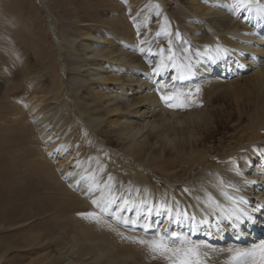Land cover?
Returning <instances> with one entry per match:
<instances>
[{
	"label": "bare ground",
	"instance_id": "1",
	"mask_svg": "<svg viewBox=\"0 0 264 264\" xmlns=\"http://www.w3.org/2000/svg\"><path fill=\"white\" fill-rule=\"evenodd\" d=\"M189 3L190 8L187 7L189 12L191 15L194 14L195 20H200L199 24H203L208 29V34L206 32L207 36L202 41L197 37L199 32L196 33L195 30L197 38H193L192 41L200 54L195 57V63L192 62L193 60L188 62L186 60L184 67L181 65L183 68L180 71L177 67L160 73L150 72L153 71L149 70L153 65L149 53L142 54L139 51V47L142 48L140 45L137 46L139 51L137 55L142 58L134 54L137 50L135 48L128 53L125 48L128 41L119 38L121 37L119 35H117L119 39L114 41L105 35L94 33L85 34V37L78 42L77 36L75 38L66 36L63 40L69 44L66 52L70 56L71 64L75 66L73 73H68L64 79L75 92L74 104L80 113L79 118L76 119L77 123H83V126H87L85 128L92 131L95 152L103 156L109 152L114 156L129 157L128 159H131L138 168L148 161L154 164L156 160H160L163 163L159 164L158 168L164 171V176L174 183L179 184L180 181L188 183L189 187L195 189L192 196L188 195L182 200L180 196L171 194L166 203L160 197L165 203L160 206L157 193L155 203L161 209L157 210L156 214L153 213L152 222L147 217L138 220L141 215L134 208L133 217L129 212L130 216L128 213L125 214L126 219L132 218L131 221L126 223L121 220L126 228L118 227L119 230L116 231L115 224L109 221L107 212L109 210L110 213L112 211L119 215L121 212H118L119 208L118 211L115 209L118 205L107 202L102 187L99 182H95L99 180H94L92 173H89L93 161L90 155H85L84 151L79 156L80 159L75 160L73 169L64 165V162L72 156L70 144L75 139L74 136L72 137V125L70 128V122L68 123L67 120L59 124L60 122H57L59 115L54 107L50 104L41 105L43 99L35 98L27 105L30 110L35 107L33 113L31 111L32 118L26 121L29 127L25 124L23 127L30 135L33 134L29 139V134L24 135L26 141L31 142L30 146L28 144L27 146L31 148L37 144L36 153L34 150L27 152L29 159L32 153H35L34 161L31 163L34 162L32 169L39 178L35 179L36 181L24 182L19 194L18 190H15L17 186L15 183L13 186L15 189L10 190L12 187L10 181H3L7 190L1 187L2 184L0 185V224L12 227L26 220L19 214L17 216V213L20 210L25 211L29 206H35L40 216L45 213L44 219L48 213L53 214L51 218L56 227L68 226V223L74 222L69 229L75 239L76 258L80 261L85 260L84 258L93 253L95 248H97V253L95 252L97 258L105 252L110 253V256H107L111 257L126 251L134 244L140 248H149L153 239L147 236L148 233L173 240L175 236L171 229H174L180 232L182 240L201 244L204 242L209 246L213 244L214 248L217 247L222 252L225 250L237 252L243 249L239 253L257 254L264 264V150L256 146V143L263 141V138L256 141L253 139L247 143L242 140L233 141L226 150L222 151L221 161L218 160V153L214 154L213 145L206 150L190 145V142L198 144L202 137L187 131V128L191 124H200L195 119H200L201 116L196 114H202L201 111L205 108L193 110L191 103L186 99L191 89L199 91L212 84H217L218 87L232 85L239 79L230 80V78L238 77L240 72L247 70L253 71L242 78L252 76L263 83L264 0H189ZM120 20L122 18L117 16L110 17L106 23L112 26L117 23L121 26V31L127 30L124 23L119 22ZM124 35L127 37V33ZM66 47L68 48V45ZM140 58L143 60L148 58V61L138 64L136 61ZM174 70H177V73H173ZM65 71H68L67 65ZM225 72L229 81L222 82L218 76ZM146 73L149 77L145 81L143 76ZM168 83H171L170 85L175 83L178 91H184L189 87L190 91L187 90L188 93L184 91L186 95L183 99L176 97L168 100L165 94L168 89H174L168 87ZM180 92L176 91L177 96L182 97ZM38 104L41 106H37ZM204 120L205 118L199 122L202 124ZM207 123L206 120L205 124ZM40 152L43 155H39ZM63 156L65 159L59 162L57 157ZM172 167L174 170L170 172L169 169ZM85 169H89V172L87 173ZM139 181L143 180L139 177ZM40 189L53 191L54 194L38 195ZM27 191L32 194L27 196L25 194ZM12 193L18 197L13 199ZM40 204L44 207L40 208ZM91 205L97 213L94 211L95 213L89 214V217H84L85 214L83 217H77L74 214ZM165 206H168V209H165ZM72 207L74 208L71 209ZM67 211L74 212L73 219L70 214H65ZM24 215L27 218L26 213ZM41 221L37 224L29 221L28 224L26 223V230L23 228L22 231L30 229L37 231L36 227L47 222L42 219ZM47 224H43V230L39 229L37 234L34 232L35 234L27 237L25 241L16 239L6 244L0 238V248L4 245L6 252H12L9 258L12 264H19L24 256L36 253L37 249L38 252L43 251L39 253H44V249L51 247L49 245L51 241L56 245L61 244L58 236H55L60 230L58 231L53 225V228L45 227ZM256 232L261 233L262 236L257 238ZM54 236L57 240L53 239ZM140 241L149 243H140ZM85 244L87 245L82 250L77 249V246ZM4 250L0 262L4 259ZM57 252L58 255L47 254L38 261L28 264H62L63 262V264H73L71 260L76 259L69 256L73 258L70 259L66 255H61L60 251ZM61 257L67 260L61 261ZM93 261L97 264L103 263L101 259ZM105 264L120 263L110 258Z\"/></svg>",
	"mask_w": 264,
	"mask_h": 264
},
{
	"label": "rangeland",
	"instance_id": "2",
	"mask_svg": "<svg viewBox=\"0 0 264 264\" xmlns=\"http://www.w3.org/2000/svg\"><path fill=\"white\" fill-rule=\"evenodd\" d=\"M189 5V0H0L1 187L7 190L3 181H10L12 184L10 190L15 189L13 187L15 183L18 186H16L15 190H18L19 194V190L22 188L24 182L27 183L39 178L38 174L33 172L32 169L34 162L31 163V161H34L37 144H35V147H29L31 142L26 141L24 137L29 132L23 127V124L28 125L26 121L32 118V113L35 109L34 107L30 110L27 106L28 103L33 102L35 98H41L40 100L43 99L41 101L43 104L40 102L41 105L50 104L57 111L56 113L59 115L57 122H60L59 124L63 120H67L68 123L70 122V128L72 125V137H75L70 144L72 156L64 162V165L68 166L69 169H73L75 167V160L80 159L79 156L84 151L85 155L89 154L93 161L91 168H89L91 169L90 172L88 171L89 169H85L86 172L92 173L94 180H99L95 182H99L98 184L103 189L104 197L106 196V200L108 199L107 202L114 203L115 206L118 205L119 207L117 206L115 209L119 208V211H117L119 213L123 212L120 215L112 211L110 213L109 210V213L107 212L108 219L111 223L115 224L116 231L119 230L118 227L126 228L123 226L122 221L126 223L127 221H131L132 218L126 219L125 214L129 212L133 217L134 213L132 211H135L134 208L141 215V217H138V220H142V217H147L152 222L154 220L153 213L156 214L157 210L161 209L155 203L157 193L158 201L161 202L160 206L164 205L167 200L169 201L171 194L180 196L182 200L186 199L188 195L192 196L195 189L189 187L188 183L183 181H180L179 184L174 183L164 176V171L158 168V165L163 163L160 160H156L154 164H150L148 161L144 166L138 168L131 159H128L129 157L114 156L109 152H106L107 154L104 152L105 156H103L101 153L95 152L96 147L93 143L92 131L85 128L87 126H83V123H77L76 119L79 118L80 113L74 104L75 92L73 88L71 89L68 86L66 79H64L68 76V73H73L72 70H74L75 66L71 64L70 56L66 52V49L67 51L69 49V44L63 40L66 36L69 38L77 36L78 42L85 37V34L89 33L105 35L112 41L124 38L128 41L125 46L128 53L135 49L137 50L133 53L136 55L139 51L142 54L149 53L150 61L153 65L149 69L153 71L150 72L158 71L160 73L177 67V70L180 71L184 67L183 64L186 60V62L193 60L192 62L195 63L194 60L200 54L193 44V38L198 37L203 41L207 36L206 32L208 34V29L203 24H199L200 20H195L194 14L191 15V12H189L187 8ZM115 16L120 19L122 18L119 22L122 21L127 30L121 31V26L117 23L113 26L106 23L110 17ZM195 30L196 33L199 32L198 36ZM124 33H127V37ZM117 35L121 37L118 38ZM67 45L68 48L66 47ZM138 45L142 48L140 49ZM137 46L139 47V51ZM141 58L136 61L138 64L148 61V58H144L146 60ZM193 63L192 65H194ZM66 65L67 72L65 71ZM177 70H174L173 73H177ZM247 71L240 72L238 77L230 78V80H237V78L239 80L226 87H218L219 85L212 84L199 91L195 89H191L190 91V87L184 89V91H190V93H188L189 91L186 92L189 95H186L183 90L178 91L175 83L172 85H170L171 83L167 84L168 87H174L177 92L181 91L184 94L180 92L182 97H179L174 89H168L165 94V98L167 97L168 100L176 97L183 99L186 95V99L191 103L193 110L205 108L202 109L204 111H201L202 114H196L199 117L201 116L200 119L194 118L200 124H191L188 127L189 129L187 128V131L202 137L198 144L190 142V145L205 150L211 148L213 145L214 154L218 153L217 157L220 161L222 151L226 150L233 141L239 142L242 140L247 143L253 139L256 141L263 138V141L256 143V146L260 150H264V81L263 83L258 82L252 76L242 78L248 76L253 70ZM144 75L143 77L146 81L149 75L147 73ZM218 79L222 80V82L229 81L226 72L219 75ZM83 98L85 99V96ZM190 98H193V102ZM66 103H69V105ZM40 104L37 106H41ZM204 118L205 120L201 124L199 121H202ZM206 120L208 121L207 124H205ZM29 137H33V134H29L28 139ZM109 144L113 146L112 143L109 142ZM28 150H34L35 152L32 153L33 155L30 156V159L28 158ZM41 154L43 155L40 152L39 155ZM57 159L61 162L65 159V156L57 157ZM54 165L57 166L56 163ZM173 170L174 167L169 169L170 172ZM139 177L143 181H139ZM26 189L28 190V187ZM25 194L29 196L32 193L27 191ZM37 194L44 196L54 194V192L40 189ZM12 197L14 199L18 195H13L12 193ZM160 197L165 200V203ZM42 206V204L39 205L40 208ZM91 206L73 213L77 217H83V214H85L84 217H89V214L97 213V210ZM164 208L168 209V206ZM115 209L114 211H116ZM20 211H18L17 216L19 214V216H23L26 220L16 223L12 227L0 224V238L6 244L14 242L16 239L18 241H25L32 234H37L39 229L43 230L42 225H45V223H48V226L46 225L45 227L53 228L55 226L53 218H51L53 214L49 215L48 213L49 217L47 215L44 219L46 214L44 213V215L40 216L35 206H29L25 211ZM25 213L27 218L24 215ZM30 213H33V215ZM73 213L70 211L65 212V214L71 215V219H73ZM129 213L128 216H130ZM117 216L121 218H117ZM41 219L47 222L41 226L38 225L39 227H36V230L38 228L37 231L30 229L25 231L26 234L22 231L23 228L26 230L29 221L37 224L39 221L42 222ZM110 219L116 221L112 222ZM177 221H179V218ZM73 223H68V226H61L62 229L60 226L54 227L58 231L60 230V233H56L55 236H58V241L61 244L56 245L54 241H51V244H49L51 247L44 249V253H39L42 250L38 252L37 249L36 253L27 257L24 256L23 261H20L19 264L38 261L47 254L51 256L56 255L57 251H60L61 255H66V257L76 258L77 252L74 249L75 239L73 233H70L71 229H69ZM119 223L122 225L120 226ZM171 230L175 238L171 240L166 237L165 243L173 249H195L201 264H263L262 259L257 254L250 252L239 253L243 249L237 252L225 250L226 252L223 251V253L221 249L214 248L213 244L209 246L204 242L202 244L195 243L194 241L188 242L185 239H183V243L179 242L178 237L180 238V232L174 229ZM148 234L147 236L153 239V241L159 240L162 237V235H155L156 238H154L155 236L150 235V233ZM55 236L53 239L57 240ZM86 245L77 246L78 248H76L82 250ZM2 247L0 248V257L5 246L3 245ZM236 248L240 249L242 247ZM96 249L84 258L87 262L85 260H77V258L75 261H71L73 264H97L93 260L101 259L103 260L101 264H105L110 258H114L120 264H172V260L168 256L153 250L151 244L149 248H140L134 244L129 246L126 251L119 252L111 257H109L110 253L105 252L104 255H100L97 258L95 256V252L97 253ZM137 251L139 252L136 253ZM11 256L12 252L4 250V259L0 264H12V260H9ZM90 256H93V258ZM62 259L67 260L64 257H61V261Z\"/></svg>",
	"mask_w": 264,
	"mask_h": 264
},
{
	"label": "snow or ice",
	"instance_id": "3",
	"mask_svg": "<svg viewBox=\"0 0 264 264\" xmlns=\"http://www.w3.org/2000/svg\"><path fill=\"white\" fill-rule=\"evenodd\" d=\"M171 106V105H170ZM95 203V201H93ZM166 237L162 236L159 240L151 241V247L153 250L160 252L163 255L168 256L172 260V264H201L198 253L195 249H173L165 243ZM180 242H184L178 237ZM140 243H149L146 241H140Z\"/></svg>",
	"mask_w": 264,
	"mask_h": 264
}]
</instances>
